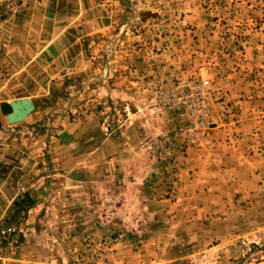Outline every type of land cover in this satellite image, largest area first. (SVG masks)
<instances>
[{"label":"rangeland","instance_id":"obj_1","mask_svg":"<svg viewBox=\"0 0 264 264\" xmlns=\"http://www.w3.org/2000/svg\"><path fill=\"white\" fill-rule=\"evenodd\" d=\"M29 20L62 56L7 82ZM6 83L0 264H264V0H4Z\"/></svg>","mask_w":264,"mask_h":264},{"label":"crops","instance_id":"obj_2","mask_svg":"<svg viewBox=\"0 0 264 264\" xmlns=\"http://www.w3.org/2000/svg\"><path fill=\"white\" fill-rule=\"evenodd\" d=\"M4 0H0V4L3 2ZM30 14H36V11H32V8L29 10V12L27 13V15ZM18 27L19 29H12L11 33H8L6 30H4V34H5V39H6V44L5 46L8 48L7 50V54H5V56H7L8 58V63L12 64V68L13 70H11L12 73L14 74H10L8 76H10V79L7 82H10L11 79H18V84L22 85L23 83L26 82H30V79H33L34 77L31 75V72L33 71L34 68V62L37 61V57L38 55L41 54V57H43L45 60L47 61H51V60H58L59 58H61V51L58 48L59 44L56 42H51L48 45L45 46V48H43L41 50V53L38 54V50H37V41L35 38H33L32 32L35 29L34 23L32 20L26 21V22H17L16 24L13 25V27ZM7 32V33H6ZM35 48V50H33ZM40 58V57H39ZM14 62H19L22 64H25L24 66H14L13 63ZM26 71V72H24ZM20 73H24L23 75H21ZM24 80V81H23ZM6 82V77H5V81L3 83ZM6 85L7 83L1 87L0 89V96H2V100L0 101V111L2 113V119L6 120V124L5 122L0 120V127L3 128V130L5 131H12L14 130L13 126H11V124L8 121V115L5 114L3 112V107L4 105H6L7 102H13L19 99H30L35 107L34 111L26 118V120L36 111L37 106L35 104V101L33 100V96H29L27 94H24L22 96L16 97L15 95L13 96V99H11L10 97H8L9 99H6V96L11 95L12 93L6 90ZM8 94V95H7ZM1 133V132H0ZM4 135L0 134V138H3ZM3 190H1V192L4 194L3 196V203L5 204V210L9 209V204H11L13 201H15L14 199H16V196L20 195L21 191H26V188L23 187H15L14 189H11L8 186H3L2 187ZM11 191H14L13 194H16L14 196V198L12 199V201H10L7 196L5 195V193H9ZM7 205V206H6Z\"/></svg>","mask_w":264,"mask_h":264},{"label":"water","instance_id":"obj_3","mask_svg":"<svg viewBox=\"0 0 264 264\" xmlns=\"http://www.w3.org/2000/svg\"><path fill=\"white\" fill-rule=\"evenodd\" d=\"M34 109L32 101L26 98L13 101L10 105H4L3 112L8 115L9 123L15 124L24 121Z\"/></svg>","mask_w":264,"mask_h":264}]
</instances>
